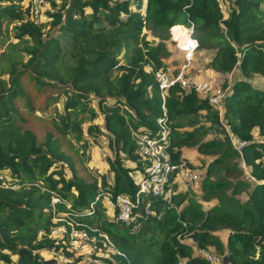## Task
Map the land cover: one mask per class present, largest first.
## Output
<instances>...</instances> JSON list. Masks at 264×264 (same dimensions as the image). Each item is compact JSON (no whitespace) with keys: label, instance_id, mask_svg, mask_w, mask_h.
Segmentation results:
<instances>
[{"label":"trees","instance_id":"obj_1","mask_svg":"<svg viewBox=\"0 0 264 264\" xmlns=\"http://www.w3.org/2000/svg\"><path fill=\"white\" fill-rule=\"evenodd\" d=\"M28 1L0 0V45L7 25H13V41L0 54V174L18 185L0 186V263L51 264L42 252L53 250L70 259L66 264H178L181 258L210 264L182 242L191 238L198 247L227 254L222 264H264V166L254 161L264 148V0H52L45 10L48 21L40 24L28 19ZM222 4H228L227 15ZM190 22L200 47L215 50L207 67L240 74L227 86L222 120L207 100L177 86L164 103L160 96L155 72L168 66L162 57L168 31ZM26 75L38 92H52L53 103L63 98L52 128L41 137L28 125L35 106L23 84ZM100 115L102 125L93 124ZM160 117L168 126L173 161L182 144L221 133L198 145L214 156L201 185L208 191L203 199L214 196L217 206L203 211L193 196L176 194L175 172L166 184L169 196L139 192L135 174H145L147 162L137 154L135 135L158 136ZM86 121L90 136L107 140L112 155L106 174H86L83 158L76 156L79 147L82 154L88 147ZM224 125L245 141L242 160L258 182L210 178L222 166L227 175L243 172L232 162L240 157ZM245 188L248 199L240 203L235 196ZM103 194L136 200V222L117 221ZM68 219L92 238L88 257L52 234ZM220 230H229L225 241L216 234Z\"/></svg>","mask_w":264,"mask_h":264},{"label":"built area","instance_id":"obj_2","mask_svg":"<svg viewBox=\"0 0 264 264\" xmlns=\"http://www.w3.org/2000/svg\"><path fill=\"white\" fill-rule=\"evenodd\" d=\"M52 0H29L28 7V19L35 24L43 22V11L49 6ZM222 7V6H221ZM174 27H181L185 30L187 38L182 39L177 35V30ZM172 40L175 42L176 47L183 52V62L178 66H167L165 69H159L155 72V77L160 90V96L164 103L165 96L172 87H179L182 92L187 95L195 93L198 97L207 100L208 104L218 110L219 117L222 120L223 113V101L227 90L222 87L216 86L213 82L201 79L196 76H192L188 73V68L193 60V53L200 47L199 41L194 37V25L192 22L189 25L177 24L171 27ZM146 69H151L149 64H146ZM163 108V117L165 114V107ZM163 117L158 118L157 123L159 126V134L156 137L150 136L147 133H137L135 135L136 151L142 160L147 162L145 174L136 173L135 177L139 180L137 184L139 186L140 193H152L154 196H161L171 194V188L166 187L168 179L175 172V179L180 173L188 181L199 180L200 177L197 174L185 172V160L182 157L177 158L175 161L171 160L170 153L168 152V126ZM225 126V125H224ZM231 147L235 150L240 157L238 165L242 169L245 180L249 183L258 182L256 178L250 172V168L242 160V152L245 146V141L239 139L236 135L232 134L227 126H225ZM261 156L255 159L256 164L264 166V148L259 147L257 149ZM175 181V180H174ZM171 184V183H169ZM0 186L5 188H17L16 183H12L11 180L3 174H0ZM170 186V185H169ZM105 199V205L109 209L114 218L124 225H130L136 222L137 214L134 212L137 201L133 200L127 194H120L116 196L115 200H112L108 194H103ZM58 201L57 198H53V202ZM152 213L150 202L146 203L145 214ZM67 226L61 225L56 227L52 234L56 237L63 238L68 249L75 254H81L87 244L92 241L88 231L81 227L79 223L72 221L71 219L66 221ZM101 235V234H99ZM105 239L106 236H104ZM193 240V239H192ZM108 242V240H106ZM184 240H182L183 243ZM194 244H188L192 248V255L195 257H202L210 264H222L226 262V255H218L212 251L198 247L195 241ZM109 248L113 249L112 245L108 242ZM187 244V243H185ZM87 249V248H86ZM117 254L120 252L116 251ZM188 258H181L178 264H187ZM5 264V263H0Z\"/></svg>","mask_w":264,"mask_h":264},{"label":"rangeland","instance_id":"obj_3","mask_svg":"<svg viewBox=\"0 0 264 264\" xmlns=\"http://www.w3.org/2000/svg\"><path fill=\"white\" fill-rule=\"evenodd\" d=\"M222 10L224 14L227 15L228 11V4L221 5ZM48 7H46L47 9ZM43 11V22H47L48 18L45 14V10ZM12 24L7 25V31L3 36L1 45H0V54L4 51H6V47L9 44V42L13 41L12 38ZM176 28V27H174ZM46 30V27H45ZM148 31V30H146ZM171 28L169 29V35L166 39V46H167V53L163 54V59L167 63V65L171 66H178L183 62V52L180 51L176 45L175 42L172 40L171 36ZM148 40L152 39V35L148 31ZM177 35H180V37L185 36V32L180 31V33H177ZM215 52L214 49H206L199 47L195 52L193 53V60L191 61V65L188 68V73L192 76H196L201 79H206L211 82H213L216 86L222 87L223 89H228V85H231V82L236 79L238 76V72L234 70L233 72L229 74H223V73H217L216 71H213L211 68L207 67V63L210 61L213 53ZM237 72V73H236ZM253 83L257 85H262L261 79H254ZM23 84L25 86V89L29 95L30 102L34 104V112L32 115H28V125H30L41 137L47 129L52 128V118L56 112V110L61 111L62 109V100L58 103H53L51 98H49V95L52 92L46 91V92H38L37 88L34 86L32 81L29 79V77L26 75L23 78ZM227 93V92H226ZM24 102L22 100H19L17 102V105L20 108H23ZM91 105L94 106L97 109L96 106V100H91ZM88 116V115H87ZM93 124L101 126L102 125V116H98L93 122ZM204 124V123H203ZM89 123L86 121L83 124V130H84V136L87 140V148L82 154V149L79 147V154H75L72 151H69L71 155L81 156L84 160V167L87 169L86 174H89V171L92 173L97 174H106L108 171V162L107 158L110 157L112 154L109 150L107 140L104 138V135H98L97 137L90 136L87 132V127ZM204 126H207L205 123ZM184 130H190V128H185ZM86 131V132H85ZM221 136V133H216L215 130L211 133L209 132L206 135L201 136L200 138L196 139L192 143H184L181 145L180 153L181 156L185 160V166L184 171L197 174L200 179L199 180H192L188 181L183 177V175L180 173L179 176L175 179V192L176 194H181L184 198L185 197H194L200 204L203 211H208L214 206L218 205V200L214 197H208L207 199H203V194H206L207 189L202 188V178L206 174L207 169L206 167L211 163L214 156L209 155L207 153H204L202 151L198 150V145L201 142H204L209 139L213 138H219ZM73 142V141H72ZM72 145L79 146L78 143L73 142ZM73 155V156H74ZM79 160V157H77ZM232 162H235L236 164L239 162L238 160H233ZM63 165L67 168L66 164L62 162ZM239 167V165L237 166ZM221 171L216 174H209L212 180H216L219 176H223L226 180H229L232 184L239 181H244L245 177L243 175V172L240 175H227L225 173V166L220 167ZM219 169V170H220ZM66 174L70 176V172L66 170ZM220 174V175H219ZM232 188H227L224 191L227 193V195H230ZM250 189L245 188L242 192H240L238 195L235 196L238 202L243 203L248 199ZM169 196V194H167ZM180 208V207H179ZM229 233V230H220L217 231L216 234L223 238L224 241L227 238V234ZM187 244H194L193 240L191 238L185 239L184 241ZM91 243H88L86 248L90 246ZM68 247V246H67ZM81 253L84 254V257H88L90 254V249H86ZM42 255L45 260L50 262L51 264H66L70 262V259L66 258V256L61 251H43Z\"/></svg>","mask_w":264,"mask_h":264},{"label":"crops","instance_id":"obj_4","mask_svg":"<svg viewBox=\"0 0 264 264\" xmlns=\"http://www.w3.org/2000/svg\"><path fill=\"white\" fill-rule=\"evenodd\" d=\"M237 73V72H236ZM238 74V76L236 77V79L240 76V74L239 73H237ZM220 239L222 240V241H224V239L223 238H221L220 237Z\"/></svg>","mask_w":264,"mask_h":264},{"label":"bare ground","instance_id":"obj_5","mask_svg":"<svg viewBox=\"0 0 264 264\" xmlns=\"http://www.w3.org/2000/svg\"><path fill=\"white\" fill-rule=\"evenodd\" d=\"M177 28V27H176ZM176 28H174L175 30H176ZM182 37V36H181ZM184 38H187V36H186V32H185V36L182 38V39H184Z\"/></svg>","mask_w":264,"mask_h":264}]
</instances>
